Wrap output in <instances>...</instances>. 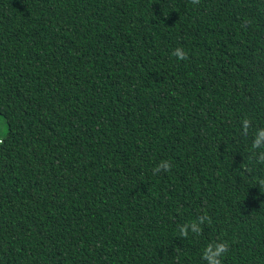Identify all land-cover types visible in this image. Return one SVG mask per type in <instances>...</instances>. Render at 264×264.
Listing matches in <instances>:
<instances>
[{"label":"trees","instance_id":"1","mask_svg":"<svg viewBox=\"0 0 264 264\" xmlns=\"http://www.w3.org/2000/svg\"><path fill=\"white\" fill-rule=\"evenodd\" d=\"M0 115V264H264V0H0Z\"/></svg>","mask_w":264,"mask_h":264},{"label":"clouds","instance_id":"2","mask_svg":"<svg viewBox=\"0 0 264 264\" xmlns=\"http://www.w3.org/2000/svg\"><path fill=\"white\" fill-rule=\"evenodd\" d=\"M193 5H198L200 0H191ZM172 55H174L178 60H187L188 53L183 48H176L173 50ZM241 133L244 136L249 135V129L252 128L253 122L249 118H244L241 120ZM259 150V151H257ZM250 151L255 157L257 164H264V127H258L252 138ZM172 164L165 160L161 161L153 168V173L157 174L161 171L168 172L171 170ZM245 171L249 169L245 166ZM256 183L260 188H264V178H258ZM211 222L210 217L207 215H201L196 218L195 221H190L178 227L179 235L181 238L187 239L189 233L199 236L202 233V227L205 222ZM229 245L227 242H210L208 243L201 253V260L204 264H222V258L228 253Z\"/></svg>","mask_w":264,"mask_h":264},{"label":"rangeland","instance_id":"3","mask_svg":"<svg viewBox=\"0 0 264 264\" xmlns=\"http://www.w3.org/2000/svg\"><path fill=\"white\" fill-rule=\"evenodd\" d=\"M6 131V124L4 118L0 115V138L4 135Z\"/></svg>","mask_w":264,"mask_h":264}]
</instances>
